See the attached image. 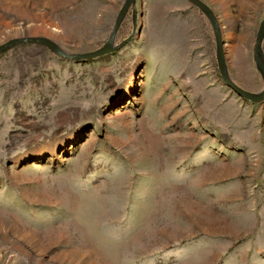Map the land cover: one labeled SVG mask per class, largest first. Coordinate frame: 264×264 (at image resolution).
<instances>
[{"label": "rangeland", "instance_id": "374dc122", "mask_svg": "<svg viewBox=\"0 0 264 264\" xmlns=\"http://www.w3.org/2000/svg\"><path fill=\"white\" fill-rule=\"evenodd\" d=\"M124 1L0 0V264H264V98L227 86L189 0H133L109 53L65 56L103 46ZM200 1L258 93L264 0Z\"/></svg>", "mask_w": 264, "mask_h": 264}, {"label": "water", "instance_id": "95a60500", "mask_svg": "<svg viewBox=\"0 0 264 264\" xmlns=\"http://www.w3.org/2000/svg\"><path fill=\"white\" fill-rule=\"evenodd\" d=\"M132 1L133 0H125L124 1L123 5L121 6L120 10L118 11V14L116 16L114 25L111 29L109 38L103 46H100V47L96 48L95 50H92L89 52L78 53V54H68L65 56H67L68 58H72L74 60H79V59H91V58H95L97 56H101V55H104L106 53H109L112 50V43H113L114 35H115V33H116L120 23H121V20L123 19L124 15L127 11V8L129 7V5L131 4ZM189 1L192 2L194 5H196L201 10V12L207 16V18L209 19V21L212 24L213 32H214V36H215V42H216V55H217L218 69L220 71L221 77L223 78V80L225 81L227 86H229L239 96H241V97H243V98H245L251 102L261 101L264 98V63L261 60V57L259 56V48H260L261 41L264 37V16H263V19L261 21L260 26L258 27V30L256 33L254 49H253L254 63L256 65L257 69L259 70V72L263 76V88L258 93L252 94V93L245 91L244 89L237 86L236 84H234L229 79V77L225 71L226 60H225V55H224L223 40H222V36H221V31H220V28H219V25L217 23V20H216V17H215L213 10L208 5H206L205 3H203L200 0H189ZM24 41H28V42H36L37 41V42L45 44L46 46L50 47L54 51L60 53V51H58L55 48V46H53L46 39L37 38V39H28V40H24ZM14 42L15 41L11 40V41L3 44V45H0V51L11 46Z\"/></svg>", "mask_w": 264, "mask_h": 264}, {"label": "bare ground", "instance_id": "6f19581e", "mask_svg": "<svg viewBox=\"0 0 264 264\" xmlns=\"http://www.w3.org/2000/svg\"><path fill=\"white\" fill-rule=\"evenodd\" d=\"M24 13H25L24 11H21V14H24ZM130 77H132V78H130ZM131 79L135 80V77H133V75L130 73L129 78H128V83H127L128 86H131V83H129V82L132 81ZM130 88H131L130 90H132V87H130ZM76 138H77V135L73 134V135H71L69 137V141H74ZM61 146H63V144H61ZM34 148L38 149V150L40 149L42 155L46 154L47 152L53 154L55 152V150H56V149L50 148L49 146H47V144L45 146L41 145V144L40 145H36V146H34ZM27 158H28V155L14 158L13 159V163H14V165H18L21 162H23L24 160H26Z\"/></svg>", "mask_w": 264, "mask_h": 264}]
</instances>
